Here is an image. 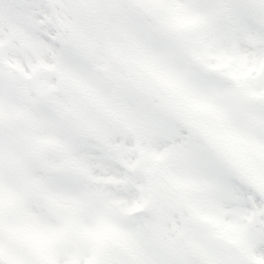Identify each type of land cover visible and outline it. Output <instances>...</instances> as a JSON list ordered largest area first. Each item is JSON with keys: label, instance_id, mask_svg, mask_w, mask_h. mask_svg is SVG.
Returning a JSON list of instances; mask_svg holds the SVG:
<instances>
[{"label": "snow or ice", "instance_id": "6c2138e0", "mask_svg": "<svg viewBox=\"0 0 264 264\" xmlns=\"http://www.w3.org/2000/svg\"><path fill=\"white\" fill-rule=\"evenodd\" d=\"M0 264H264V0H0Z\"/></svg>", "mask_w": 264, "mask_h": 264}]
</instances>
